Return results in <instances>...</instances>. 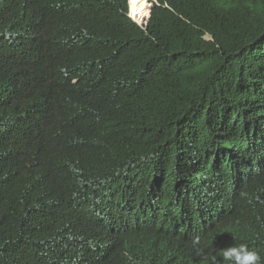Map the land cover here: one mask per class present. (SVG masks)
<instances>
[{
	"label": "trees",
	"instance_id": "16d2710c",
	"mask_svg": "<svg viewBox=\"0 0 264 264\" xmlns=\"http://www.w3.org/2000/svg\"><path fill=\"white\" fill-rule=\"evenodd\" d=\"M126 1L0 0V264H264V0Z\"/></svg>",
	"mask_w": 264,
	"mask_h": 264
},
{
	"label": "clouds",
	"instance_id": "9594fccd",
	"mask_svg": "<svg viewBox=\"0 0 264 264\" xmlns=\"http://www.w3.org/2000/svg\"><path fill=\"white\" fill-rule=\"evenodd\" d=\"M126 3H127V13H126L127 17L140 27L144 25L146 26L149 21L151 9L153 6L152 0H149L148 5H145L143 0H141V10H143V15L144 16H147L148 14L149 15L147 18H142L140 23H138L139 22L138 20L135 21V16H133L132 18L130 16V6H129L130 0H127ZM146 7L149 8V13L147 10H144ZM136 11L137 9L135 8V0H133L132 12L135 13ZM21 159L22 156L19 158L18 163ZM114 234L115 233L112 232L107 236L99 237L96 234L95 230L92 228V231L89 233L90 243H91L90 248L94 249L97 253H100V250L109 244L111 239L114 237ZM160 237L164 238L162 235ZM195 243H199V241L197 240ZM240 245H241L240 247L238 246L229 247V248L225 247L226 250L220 249L219 261L216 264H261V256L259 255V253L255 251H249L246 248V245L244 244H240ZM201 254H203L202 250H201ZM84 256H85V251L81 247L77 246L75 253L69 256V258L73 260L75 263L80 264V262L84 260ZM226 261L228 263H226ZM199 263L200 262L198 260H194V264H199ZM209 264H211V262Z\"/></svg>",
	"mask_w": 264,
	"mask_h": 264
},
{
	"label": "bare ground",
	"instance_id": "6f19581e",
	"mask_svg": "<svg viewBox=\"0 0 264 264\" xmlns=\"http://www.w3.org/2000/svg\"><path fill=\"white\" fill-rule=\"evenodd\" d=\"M143 2L145 3V5H146V3L148 2V0H143ZM129 6H130V16H131V18L133 17V16H135V21H139L140 20V14H141V12H142V10H141V0H135V8L137 9V11L135 12V13H133L132 12V8H133V0H130V4H129ZM149 15V14H148ZM148 17V16H147ZM146 17V18H147ZM138 18V19H137ZM138 23H140V22H138Z\"/></svg>",
	"mask_w": 264,
	"mask_h": 264
},
{
	"label": "rangeland",
	"instance_id": "374dc122",
	"mask_svg": "<svg viewBox=\"0 0 264 264\" xmlns=\"http://www.w3.org/2000/svg\"><path fill=\"white\" fill-rule=\"evenodd\" d=\"M148 3H149V0H148ZM155 3V0H152V4H154Z\"/></svg>",
	"mask_w": 264,
	"mask_h": 264
}]
</instances>
